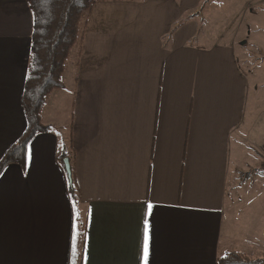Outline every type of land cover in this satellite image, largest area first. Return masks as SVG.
<instances>
[{"label":"crops","instance_id":"crops-1","mask_svg":"<svg viewBox=\"0 0 264 264\" xmlns=\"http://www.w3.org/2000/svg\"><path fill=\"white\" fill-rule=\"evenodd\" d=\"M202 1H96L42 111L52 132L0 175V264H143L145 243L148 264L231 252L234 171L264 128L235 48L202 42ZM31 30L24 0H0V159L27 127Z\"/></svg>","mask_w":264,"mask_h":264},{"label":"rangeland","instance_id":"rangeland-1","mask_svg":"<svg viewBox=\"0 0 264 264\" xmlns=\"http://www.w3.org/2000/svg\"><path fill=\"white\" fill-rule=\"evenodd\" d=\"M196 16L203 44L225 43L235 48L257 96L255 103L262 114L256 118L258 126L264 128V0H203ZM249 154L240 156L234 171L223 239L233 237L228 246L231 252L241 247L250 258L264 259V172L260 169L264 145ZM256 249L259 255L254 257Z\"/></svg>","mask_w":264,"mask_h":264},{"label":"trees","instance_id":"trees-1","mask_svg":"<svg viewBox=\"0 0 264 264\" xmlns=\"http://www.w3.org/2000/svg\"><path fill=\"white\" fill-rule=\"evenodd\" d=\"M24 1L32 19L29 57L21 97L27 127L0 159V175L10 164H18L23 169L31 140L39 134L52 132L50 126L42 123V111L49 95L64 89L62 76L67 62L71 53L80 47L97 0ZM260 169L264 172V161ZM67 192L70 196L75 193L73 178L72 183H68ZM217 264H264V259L251 260L240 252L232 251L220 257Z\"/></svg>","mask_w":264,"mask_h":264},{"label":"water","instance_id":"water-1","mask_svg":"<svg viewBox=\"0 0 264 264\" xmlns=\"http://www.w3.org/2000/svg\"><path fill=\"white\" fill-rule=\"evenodd\" d=\"M62 164L64 167V171L66 173L67 179L69 183L71 184V166H70V161L68 158L62 160Z\"/></svg>","mask_w":264,"mask_h":264},{"label":"snow or ice","instance_id":"snow-or-ice-1","mask_svg":"<svg viewBox=\"0 0 264 264\" xmlns=\"http://www.w3.org/2000/svg\"><path fill=\"white\" fill-rule=\"evenodd\" d=\"M29 155H30V158H31V151H30ZM152 207H153V205H151V204L148 205L149 211H151ZM148 256H149V249H148L147 243H145L143 264H148Z\"/></svg>","mask_w":264,"mask_h":264}]
</instances>
